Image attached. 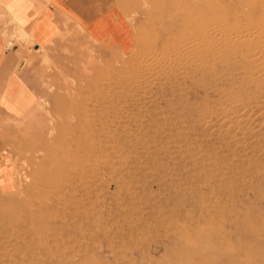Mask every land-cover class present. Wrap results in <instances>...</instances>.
<instances>
[{
	"label": "rangeland",
	"instance_id": "1",
	"mask_svg": "<svg viewBox=\"0 0 264 264\" xmlns=\"http://www.w3.org/2000/svg\"><path fill=\"white\" fill-rule=\"evenodd\" d=\"M120 2L132 52L73 41L0 129V264H264V0Z\"/></svg>",
	"mask_w": 264,
	"mask_h": 264
},
{
	"label": "crops",
	"instance_id": "2",
	"mask_svg": "<svg viewBox=\"0 0 264 264\" xmlns=\"http://www.w3.org/2000/svg\"><path fill=\"white\" fill-rule=\"evenodd\" d=\"M120 0H0V129L29 117L46 88L47 63L85 39L127 55L135 46ZM14 173L0 158V195Z\"/></svg>",
	"mask_w": 264,
	"mask_h": 264
},
{
	"label": "bare ground",
	"instance_id": "3",
	"mask_svg": "<svg viewBox=\"0 0 264 264\" xmlns=\"http://www.w3.org/2000/svg\"><path fill=\"white\" fill-rule=\"evenodd\" d=\"M219 14V13H218ZM197 24V23H196ZM194 25V27H197V25ZM196 30H197V28H195ZM194 30V29H193ZM188 32V31H187ZM202 33V32H201ZM188 34V33H187ZM205 35V34H204ZM209 36V35H208ZM207 36V37H208ZM223 36V35H222ZM234 36V35H233ZM236 36H237V34H236ZM210 37V36H209ZM182 38V37H181ZM211 38H213L212 40H211ZM179 39V38H178ZM182 39H184V38H182ZM240 39V38H239ZM209 40H211L212 42H210ZM209 43H211V44H213L214 45V47L215 46H221V45H227V42L226 43H223L224 42V40H227L226 38H224V40H222V37H220V38H217L216 36H214V37H210L209 38ZM237 41H238V38H237ZM190 45V44H189ZM205 47V46H204ZM203 47V48H204ZM213 47V48H214ZM209 48V47H208ZM207 49V48H206ZM210 49V48H209ZM221 49V48H220ZM211 51H212V49H211ZM221 51V50H220ZM233 53V52H232ZM186 55V54H185ZM264 56V55H263ZM252 57V56H251ZM257 57V56H256ZM257 58H259V57H257ZM256 58V59H257ZM194 59V58H193ZM255 60V59H254ZM258 60V59H257ZM253 61V60H252ZM251 61V62H252ZM259 61V60H258ZM258 63V62H257ZM256 63V64H257ZM259 65H260V62H259ZM261 65H263V64H261ZM257 68H258V65L256 66ZM258 70V69H257ZM260 70V69H259ZM260 72V71H259ZM246 82V81H245ZM255 87V86H254ZM234 99V98H233ZM245 100V99H244ZM240 101V100H239ZM239 110V109H238ZM236 112V111H235ZM223 116V115H222ZM225 116V115H224ZM218 117V116H217ZM241 118V117H240ZM235 120V119H234ZM243 120V119H242ZM241 120V121H242ZM246 120H248V119H246ZM237 123V122H236ZM240 124V123H239ZM245 126V125H244ZM220 128H222V127H220ZM246 136V135H245ZM107 141V140H106ZM109 142V141H108ZM87 163V162H86ZM88 192V191H87ZM97 223H99L100 225H103L102 224V221L101 220H98V221H96V220H92V224H94V225H96ZM166 224V223H165ZM167 226H168V224H167ZM10 232V231H9ZM143 237V236H142ZM102 249V248H101ZM73 250H75V247L74 246H71L70 248L68 247V248H65V249H63V251H59L60 253H58L57 254V259H60L61 258V256H62V260H52V262L53 263H55V264H73V262L74 261H78V262H82V261H84L82 258H81V260H71L72 258H71V255H72V252H73ZM95 251V250H94ZM99 253H100V251H99ZM19 254V253H18ZM95 254V253H94ZM98 254V253H97ZM66 259V260H65ZM122 263V262H121ZM9 264V263H8ZM78 264V263H77ZM86 264V263H85Z\"/></svg>",
	"mask_w": 264,
	"mask_h": 264
}]
</instances>
